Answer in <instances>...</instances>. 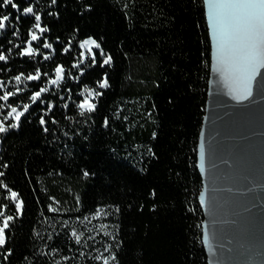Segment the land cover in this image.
Returning <instances> with one entry per match:
<instances>
[{
  "label": "trees",
  "instance_id": "1",
  "mask_svg": "<svg viewBox=\"0 0 264 264\" xmlns=\"http://www.w3.org/2000/svg\"><path fill=\"white\" fill-rule=\"evenodd\" d=\"M15 2L19 9L0 4V14L20 16L0 34V51L9 56L0 62V95L15 92L14 77L24 73L21 92L9 102L21 108L29 103L31 114L22 117L17 130L0 134V165H8L0 167L5 172L0 179L24 202L17 214L10 193L0 186V204L9 205L5 214L16 216L6 230L0 264H74L83 250L71 230L98 206L109 216L114 264H207L197 167L211 62L203 0ZM25 6L34 7L46 29L32 42L40 53L31 59L17 55V45H27L34 24V14H21ZM89 36L111 54L110 65L99 67L102 58L94 46L97 63L89 54L82 60L79 44ZM44 41L53 49H44ZM57 64L65 68L64 78L60 85H47ZM36 67L40 82L27 81ZM105 72L110 86L100 90L96 81ZM40 86L50 90L41 99L56 105L50 113L42 111L44 103L30 100ZM85 86L104 94L95 112L81 115L76 105ZM39 115L45 116L47 132ZM8 248L13 254L4 260Z\"/></svg>",
  "mask_w": 264,
  "mask_h": 264
},
{
  "label": "snow or ice",
  "instance_id": "2",
  "mask_svg": "<svg viewBox=\"0 0 264 264\" xmlns=\"http://www.w3.org/2000/svg\"><path fill=\"white\" fill-rule=\"evenodd\" d=\"M52 3H56V0H52ZM0 4L3 6H11L13 9H19L20 5L15 2V0H0ZM204 4L207 8V24L210 30L211 41H212V58L213 64L212 67L215 72L219 75V81L217 83L222 84L224 88L227 89V95L230 96L237 103H243L248 100L253 95V84L261 69H264V0H204ZM86 8L90 9V5H86ZM21 14L25 17L32 16L34 14L33 6H25L22 8ZM11 20L18 21L20 16H15L11 13L9 14H0V34L4 33L9 22ZM41 15L38 13L34 14V24L29 28L28 35L30 40L27 41V46L17 45L18 52L17 55L20 58H33L35 55L40 53L39 47H33L32 42L40 40V36L36 30L42 34L45 32V27L41 26ZM35 29V30H33ZM13 36L18 35V29H12ZM58 39V38H57ZM71 45L69 44L68 47ZM93 46L95 49L99 50L102 62L99 64L100 68H103L104 65H110L112 61L111 54H105L104 50L101 47V44L92 37H87L80 41L79 47L83 51L79 53L80 57L87 59L86 53L91 57V63H97V55L93 52ZM68 47L63 48L62 50L67 52ZM44 49H53V44L47 41L43 42ZM7 52H11L12 49L8 48ZM44 59H50L48 53H44ZM9 56L5 51H0V62H7ZM73 67H80L79 63H74ZM54 78H49L47 80V85H60L62 79L64 78L63 74L65 68L61 64H57L54 68ZM24 73H19L15 75V92L12 90H4L2 95H0V113H3L6 110V114L0 115V134H10L11 130H17L20 127L22 117L26 120L29 118L26 116V113H29L30 116V104L22 103V108L14 106L10 103V98H14L16 94L21 92V78L24 76ZM81 75H83V69H81ZM41 70L39 67H36L34 74H28L26 77L27 81H35L37 83L41 80ZM44 77H49V73H43ZM96 85L100 90L108 89L109 78L108 74L105 72L103 77L96 81ZM4 88V81L0 80V89ZM27 91V89H25ZM48 86H40L38 90H32L30 92V100L35 103L38 100L41 103H44V109L42 111L50 113L55 107L54 102L45 103L41 98L42 94L48 93ZM70 91V90H69ZM103 91H96L85 86V94L82 99L79 100L76 108L79 110L80 114L93 113L97 109L99 103V98L103 95ZM8 102V103H4ZM65 108L68 107L67 104L63 105ZM127 119V117H125ZM38 122L41 126L46 125V119L44 115L38 116ZM52 123H55V117H52ZM105 126L108 125V120H104ZM49 129L45 126L43 131L47 132ZM153 133V137H155ZM205 143L203 139L199 144V169L201 172L205 171ZM4 169H7L8 165L5 163L0 165ZM83 175L87 177L89 172L85 170ZM5 172L0 171V177H4ZM210 179L214 182L215 175L212 174ZM247 179V177H245ZM0 186L3 189L7 190L10 193L7 196V199L11 200L14 203V210L17 214L22 213L23 200L20 199L19 193L15 190H11L10 186L0 179ZM231 191V189H229ZM54 199V198H53ZM77 202L79 198L77 197ZM199 204L205 207V211L209 216H215L217 212L216 197L215 195H210L208 189L205 188V191L199 192ZM8 204H0V216H2V222H0V248L6 245L7 236L6 230L10 231V223L14 222L16 216L5 214L8 209ZM50 211H58V209L53 208L49 205ZM102 209L97 207L95 215L99 217L101 215ZM104 215L107 216L108 213L104 212ZM79 219V217H77ZM87 220V217H84ZM213 223H216L214 220ZM105 226H101L103 229ZM208 225L204 227V241L206 243L210 240V235H214ZM105 235L109 233L105 232ZM71 236L74 237L75 243L80 245L82 242L83 233L77 234L75 228L71 230ZM91 238V237H90ZM53 239V237H49ZM118 247L119 245H115ZM113 246H106V251L110 252L108 256L96 255L94 259L96 261H102L103 264H110V261L116 260L115 252H111ZM53 252H58L56 248L51 249ZM13 254V250L8 248L3 254V259L7 260ZM83 255V253H81ZM65 260L68 257H64Z\"/></svg>",
  "mask_w": 264,
  "mask_h": 264
},
{
  "label": "water",
  "instance_id": "3",
  "mask_svg": "<svg viewBox=\"0 0 264 264\" xmlns=\"http://www.w3.org/2000/svg\"><path fill=\"white\" fill-rule=\"evenodd\" d=\"M203 6L207 23L204 0ZM208 33L211 62L197 143V167L201 139L206 151L205 171L198 167L201 191L207 188L217 205L215 216L201 206L207 264H264V74L257 75L248 100L234 101L217 83L209 28ZM205 225L215 233L208 243L203 238Z\"/></svg>",
  "mask_w": 264,
  "mask_h": 264
},
{
  "label": "rangeland",
  "instance_id": "4",
  "mask_svg": "<svg viewBox=\"0 0 264 264\" xmlns=\"http://www.w3.org/2000/svg\"><path fill=\"white\" fill-rule=\"evenodd\" d=\"M37 33L38 36H40L39 30ZM87 54L88 53H86V56ZM95 211L85 216L87 220L79 219L76 223L77 234L83 233L82 242L80 244L83 255L81 254L80 258L74 257L72 260L74 264H81L82 261L85 262V264H103L102 261H96L94 257L96 255H110V252L105 250L106 246L111 245L109 238L110 234L105 235V232L110 233L109 216L104 215V212H106L105 209H102L99 217L95 215ZM0 222H2V216H0ZM102 225L105 226L103 229L101 228ZM110 264H114V261H110Z\"/></svg>",
  "mask_w": 264,
  "mask_h": 264
}]
</instances>
